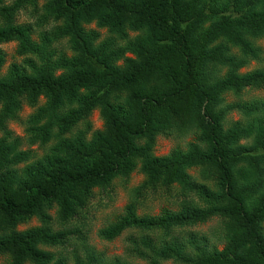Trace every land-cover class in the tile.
Returning a JSON list of instances; mask_svg holds the SVG:
<instances>
[{
    "label": "trees",
    "instance_id": "obj_1",
    "mask_svg": "<svg viewBox=\"0 0 264 264\" xmlns=\"http://www.w3.org/2000/svg\"><path fill=\"white\" fill-rule=\"evenodd\" d=\"M40 1L55 23V38L43 41L66 42L70 56L37 45L32 28L15 24L20 10ZM0 13V45L18 41L25 57L3 73L0 50L6 264H133L98 252L80 220L96 190L128 182L136 171L146 181L99 230L101 240L137 231L125 253L147 264H264V99L243 100L245 91L264 90V0H16ZM93 23L107 30L104 38L88 30ZM253 62L259 67L242 72ZM25 104L36 110L22 138L9 125L21 122ZM96 111L104 130L92 132ZM232 112L241 120H230ZM161 136L194 140L158 157ZM175 189L178 211L137 215V200ZM33 218L40 226L20 230ZM215 219L222 251L197 233L178 234Z\"/></svg>",
    "mask_w": 264,
    "mask_h": 264
},
{
    "label": "rangeland",
    "instance_id": "obj_2",
    "mask_svg": "<svg viewBox=\"0 0 264 264\" xmlns=\"http://www.w3.org/2000/svg\"><path fill=\"white\" fill-rule=\"evenodd\" d=\"M16 0H3L0 4V10L3 7L12 6ZM44 1H40L37 7L28 6V9H22L18 12L15 17V24L19 26H29L32 28L31 41L37 43L39 46L46 45L49 50L58 48L62 51H66L70 56L71 52L68 51L66 42L58 44L56 42H48L46 39L43 41V37L49 36L51 39L55 38L54 32H52L55 23L52 21H47L52 19L48 17L45 19L43 15L42 6ZM2 21V16L0 13V24ZM88 30H94L101 34L102 38L107 35L106 29H100L96 23L88 26ZM136 35L131 34V37ZM58 44V45H57ZM56 46V47H55ZM262 46L264 44L262 43ZM0 50L6 55V63L3 69V73H6L9 66L23 64L25 57L18 56L19 42L11 41L0 45ZM260 64L253 62L247 68L242 70V72H248L259 67ZM264 99V90L256 91L249 90L245 91L243 94V100H261ZM237 98L234 96H228L227 102L234 103ZM45 99H41V105H43ZM36 109L30 107L29 105H24L20 113L21 122H11L9 129L14 132L16 136L24 138L25 136V125L24 122L29 116H31ZM242 116L238 112H232L229 115V119L236 122L241 120ZM92 132L103 131L104 122L98 111L94 112L90 118ZM2 137V132L0 131V138ZM194 140L193 136L185 137H165L161 136L157 140L155 147V155L158 157L167 156L172 150L176 148H182L186 150L187 144ZM50 146V145H49ZM23 150H34L38 157L44 154L45 148L40 146L30 147L25 144ZM192 175L196 178L199 177L197 170L190 171ZM146 181V177L140 172L136 171L132 174L131 179L126 182L122 180H116L112 187L106 191L96 190L95 197L90 205L89 210L86 212L84 218L80 220L82 226L85 225L88 231V242L100 253H103L106 258H123L127 259L133 264H147L146 261L140 259H130L125 253L127 247V240L132 235L137 237L139 234L137 231L128 230L121 237L117 238L113 242H106L98 237V232L104 226H107L113 222L116 217L123 214L125 207L132 201L133 190ZM182 202V197H180L178 191L175 189L171 192L166 190H159L157 192H149L145 198L137 200V215L141 218L146 216H158L163 210L178 211L180 209V203ZM53 214V213H52ZM55 215V214H53ZM75 223V222H74ZM40 226V222L33 218L27 224L20 227V230H26L31 227ZM54 226L57 229L58 225L54 222ZM178 234L181 237H189L192 232L197 233L199 236H204L212 245H215L219 251L224 249V242L222 241V227L218 219L207 222L206 224H201L192 228H187L186 230L180 231L178 229ZM185 239V238H184ZM183 239V240H184ZM7 260L4 257H0V264H6ZM74 264V263H69ZM163 264H175L172 260L166 261Z\"/></svg>",
    "mask_w": 264,
    "mask_h": 264
}]
</instances>
